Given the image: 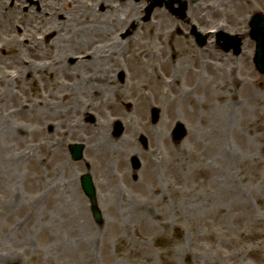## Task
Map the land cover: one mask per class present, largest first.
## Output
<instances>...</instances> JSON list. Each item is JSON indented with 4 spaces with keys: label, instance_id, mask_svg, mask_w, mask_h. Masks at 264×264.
Listing matches in <instances>:
<instances>
[{
    "label": "rangeland",
    "instance_id": "rangeland-1",
    "mask_svg": "<svg viewBox=\"0 0 264 264\" xmlns=\"http://www.w3.org/2000/svg\"><path fill=\"white\" fill-rule=\"evenodd\" d=\"M19 2L6 0V8L23 23L20 33L28 36L31 25H58L62 21L57 17L51 21L41 14L53 0H21L23 6L16 8ZM131 3L140 7L137 15L143 27L158 22L159 29L154 34L160 33L163 41L176 44L188 38L193 42L192 53L200 59L196 72L211 81L208 104H203L201 92H194L182 110L178 109V117L167 123L163 109L157 105L136 108L138 101L133 92L139 87L130 82L124 70L112 76L117 83L108 84L103 95L91 96L85 105L89 109L85 115H81L80 107L70 113L72 106L65 108L61 103L57 109L38 114L26 111L27 122L23 125L27 136L19 134L7 147L11 154L14 150L16 153L26 150L29 156L20 170L14 159L7 173L0 169V264H264V75L254 66L255 42L250 38L249 27L254 14L264 13V1L201 0L189 5L184 20L165 7L156 8L147 19L149 3L146 0ZM157 11L168 19L157 21ZM4 16L0 12V18ZM194 27L239 35L243 39V53L234 56L224 52L214 36L200 48L195 42ZM37 31L34 34L40 38ZM159 35L145 40L156 42ZM115 36L123 43L134 38L129 29L120 30ZM14 47L12 53L17 55L20 44ZM0 58L1 68H6L9 74L17 71L8 68L18 67L19 61L6 55ZM65 62L68 67L75 66V55ZM182 71L177 70L178 76L183 75ZM59 75L62 73L54 72V79ZM45 80L49 83H42L37 91L30 84H23L20 93L27 107L40 95L49 99L55 92L60 97L50 85L49 77H43ZM71 81H74L71 73L61 80L65 83V94L73 92L74 97H80L88 93L74 88L75 82L70 84ZM198 81L203 85L198 77L190 87ZM214 93L215 98L211 97ZM23 101L11 99L12 111L13 104L19 106ZM231 103L235 104L232 118L223 121L230 112L224 109ZM153 108L161 112L157 125L151 123ZM221 112L223 119L219 117ZM35 115L37 118L40 115V121L32 118ZM91 116L96 118L97 125L104 123L111 127L115 120L125 124L121 140L107 144L111 151L106 155L110 157L102 158V169L108 170L105 166L109 163V176L111 170L117 172L121 168L114 166L113 155H123L126 160L131 153L146 158L154 176L147 174V182L135 188L138 194L124 196L123 189L114 190L111 194L116 195L110 199L124 196L126 201L118 203L113 199L112 203L100 204L104 216L101 225L93 219L89 201L79 186V174L90 170L99 199L105 198L104 171L97 167L100 154L91 155L87 151L92 144L87 141L91 132L88 129L94 127L89 121ZM178 122H183L188 130L180 143L172 140ZM110 130L105 134L107 139L113 138ZM139 132L149 140L147 151L138 145L137 138L133 140ZM71 143L86 145L84 161L68 160L66 154ZM9 153L5 155L10 158ZM3 181L9 188L5 189ZM52 182L53 187L47 188ZM131 197L136 199L128 202ZM80 220L86 224L84 231L73 232L68 244L64 233L74 231ZM17 232L22 235H15ZM79 239L83 241L78 242Z\"/></svg>",
    "mask_w": 264,
    "mask_h": 264
},
{
    "label": "bare ground",
    "instance_id": "bare-ground-1",
    "mask_svg": "<svg viewBox=\"0 0 264 264\" xmlns=\"http://www.w3.org/2000/svg\"><path fill=\"white\" fill-rule=\"evenodd\" d=\"M1 1L0 12L5 16L2 19L0 18V55H6L14 61H19L18 67L8 68L12 71L17 70L12 74H9L10 72L6 68L0 67V152L3 153V157L0 153V169L4 173L8 172V167L12 168L10 163L13 159L15 160L13 163H16L20 170L24 160L29 156L26 150L17 151V153L14 150L15 153L11 154L7 147V144L14 141L19 134L27 136L28 132L23 125L27 122L25 119L26 111L30 113L35 111L38 114V111L42 113L49 109L54 110V107L57 109V106L62 105L63 107L66 106L65 108L72 106L69 110L70 113L80 107L79 110H82L81 115H85L89 112L88 107L85 105L90 101L91 96L101 93L103 95V89L108 84L117 83L112 76H116L117 73L124 70H127L130 82L139 87V90L133 92V98L135 99L137 96L138 101L135 105L136 108L145 104L149 106L157 105L163 109V118L164 120L167 119V123L173 117H178V109L182 110V107L191 100L194 92H201L202 97H204L203 104H208L209 96L207 92L211 81L209 82V79L203 78L206 75L196 72L197 63L200 59L192 53L194 49L193 42H190L187 38L183 41L178 40L176 44H173L169 40L163 41L159 35L160 33H157L160 36L158 41H146V38L157 36L154 31L159 29L158 22H152L151 26L143 27L137 15V8L140 7L131 3V0H53V3L49 4L48 8L45 7L41 14L47 19L50 18L51 21L54 17H57L58 20H62L60 24L31 25L28 28V36L19 32V27L20 25L23 26V23L17 17L11 16L6 8V0ZM18 1L20 2L16 4V8L23 6V2ZM58 6H61L62 9L60 10ZM71 6H74L73 9L68 8L66 10L67 7ZM97 8L102 9L104 12H99ZM164 17L167 18L158 12L156 19L161 21ZM123 29L132 31L134 38L125 43L120 41L115 35ZM160 29L163 28L160 26ZM35 30H39L37 34L41 35L40 38H37L34 34ZM16 43L20 44L17 55L12 53L15 51L14 45ZM8 46L9 48H7ZM73 55L76 57L75 66L68 67L65 65V61ZM46 57H49V59ZM0 62H2L1 58ZM205 64L208 66V63ZM213 68L217 71L220 70L216 65H213ZM178 69L183 70L182 76H178ZM211 71H213L212 68ZM54 72L62 73V75L54 79ZM67 73H71L74 80L70 84L75 82L74 88L78 87L81 91L87 90L86 95L74 97L73 92L65 94V83H62L61 80ZM28 76L30 78H27ZM45 76L49 77L50 85L56 88L61 94L60 97L57 98L58 94L55 92H52L49 99L40 95L35 98V103L32 105L29 103L27 107L22 100L23 95L20 93L23 90V84L27 86L30 84L37 91L42 83H49L46 80L43 81ZM198 77L203 80V85L201 81H198L196 85L190 87L191 83L197 80ZM215 96V93L211 95L214 98ZM13 98L20 99L23 102L19 106L13 104L14 110L12 111L9 101ZM60 103L61 105H59ZM104 104H108L105 99ZM38 106H42L40 110L35 109ZM234 108V103L226 106L224 110L230 112L226 117L224 116L223 121L232 118L231 114L234 112ZM222 113L219 114L221 119H223ZM32 118H37V115ZM37 119L40 121V115ZM91 124H94V127L87 128L89 132L91 131L87 141L92 144L87 147V151L91 155L100 154L97 158L98 160L101 159V162L97 160V167H100L99 170L104 171L102 178L105 179V183H102V186H109V172L102 169V158L107 159L110 157V155H106L111 151L107 144L109 142L116 143V140L121 139L106 138L108 130L112 127L104 126V123ZM109 132L111 134L112 131ZM83 133L81 137H83ZM218 146L223 148L221 144ZM219 147H216V149H219ZM35 151L39 152L38 149ZM5 153L11 154L10 158ZM131 155H136V153H131ZM114 159L121 162L123 155H115ZM206 172L209 173L208 170ZM147 173L154 177L152 171L148 170ZM54 184V182L49 183L47 188H52ZM3 185H6L5 189L9 188L4 181ZM102 189L105 190V187H102ZM103 202L109 204L108 201ZM66 208L73 209L71 205H66ZM85 225L81 221L74 231L69 234L64 233L68 244L71 243V234L73 232H83ZM17 234L22 235L18 232L15 235ZM79 241L83 240L79 239ZM80 245L81 249L85 250V246ZM69 247L70 245L67 246V248Z\"/></svg>",
    "mask_w": 264,
    "mask_h": 264
},
{
    "label": "water",
    "instance_id": "water-1",
    "mask_svg": "<svg viewBox=\"0 0 264 264\" xmlns=\"http://www.w3.org/2000/svg\"><path fill=\"white\" fill-rule=\"evenodd\" d=\"M156 5V3L154 4ZM153 5V6H154ZM251 37L256 40L257 42V51H256V57H255V64L258 69V71L262 74H264V18L262 15H256L252 22H251ZM219 40H224L225 42L232 41L233 39L228 38L226 35H219ZM235 49L236 52L239 53L240 51V45L241 43L239 41L236 42H230ZM225 49L228 50L230 48V45H224ZM121 133V129H118V135ZM177 137L181 139L184 135L183 128L182 126H179L176 130ZM74 152H76L75 159L79 160L81 159L82 155V146H76L73 147ZM85 190L86 192L91 196L92 200V207H93V212L95 219L97 222H101V214L99 210L97 209V205L95 202V192L93 189V184L89 178L86 177L85 181Z\"/></svg>",
    "mask_w": 264,
    "mask_h": 264
},
{
    "label": "flooded vegetation",
    "instance_id": "flooded-vegetation-1",
    "mask_svg": "<svg viewBox=\"0 0 264 264\" xmlns=\"http://www.w3.org/2000/svg\"><path fill=\"white\" fill-rule=\"evenodd\" d=\"M141 167L142 163L140 162V167L135 169L133 160L129 159V165H123L122 171L110 179L112 182L114 180L115 184L125 185L128 190L136 192L135 188L137 189L141 184L146 183L148 179L147 172H141Z\"/></svg>",
    "mask_w": 264,
    "mask_h": 264
}]
</instances>
